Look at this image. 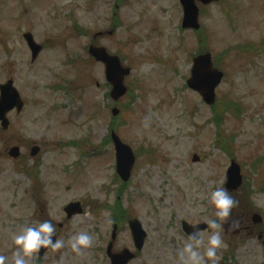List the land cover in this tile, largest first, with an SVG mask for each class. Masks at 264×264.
I'll use <instances>...</instances> for the list:
<instances>
[{"label": "rangeland", "instance_id": "obj_1", "mask_svg": "<svg viewBox=\"0 0 264 264\" xmlns=\"http://www.w3.org/2000/svg\"><path fill=\"white\" fill-rule=\"evenodd\" d=\"M69 1L64 0L65 5ZM232 1V6L202 7L201 29L196 31L182 28L183 11L177 0H127L119 8L122 22L114 33L96 41L132 68L126 79L128 95L115 104L102 65L85 62L95 33L113 25L108 20L112 17L97 18L99 13H111L112 0H78L74 13L80 33L76 36L67 33L72 32L69 20L49 18L55 15L57 0H0V43L8 38L16 86L26 101L22 113L13 116L15 134L2 136L0 151L16 139H27V144L36 140L48 148L43 157L42 151L38 155L47 165L42 175L47 193L40 202L32 198L30 179L24 181L19 170L7 166L13 164L8 159L0 161L5 166L0 176V255L7 257L6 264H14L19 247L14 236L33 218L52 215L58 220L63 203L78 198L86 199V211L67 225L76 229L74 236L92 235V246L77 254L71 249V237L64 235L60 237L64 247L36 263L109 264L97 249L108 245L112 232V212L104 204L112 206L120 193L124 208L147 232L138 258L129 264H180L179 255L188 241L182 222L218 220L211 192L225 188L232 158L242 167L251 204L245 200L246 193L232 194L234 199L240 197L243 205L237 208L244 211L239 217L231 212L226 222L218 221L224 240V247L217 250L219 264H264V0ZM52 5L55 8L48 9ZM69 10L64 8L62 14ZM25 31L47 46L31 64L33 54L22 38ZM202 47L211 50L226 71L217 89L218 98H226L220 99L221 105L234 99L247 108L240 118L223 114L220 126L213 122L212 108L186 84L192 58ZM6 60L0 50V64ZM115 105L120 108L117 118L121 116L117 133L137 155L132 177L123 186L115 179L114 147L99 146L108 143ZM89 137L93 148L99 146L100 156L86 159L80 157L85 148L64 146L71 139ZM195 154L200 157L197 162ZM14 167L19 169L17 164ZM254 212L263 218L258 227L250 222ZM202 234L206 242L210 233ZM130 245L126 227L116 246ZM35 258L36 253L25 257L26 264H34Z\"/></svg>", "mask_w": 264, "mask_h": 264}, {"label": "clouds", "instance_id": "obj_2", "mask_svg": "<svg viewBox=\"0 0 264 264\" xmlns=\"http://www.w3.org/2000/svg\"><path fill=\"white\" fill-rule=\"evenodd\" d=\"M211 203L215 206V215L218 218L206 221L208 229L211 230L205 242L204 235L200 230H194L188 241L184 244L179 255L180 264H219L217 250L224 247L221 229L222 224L218 221H227L231 211L237 206L236 201L226 188H216L211 192ZM237 225H232L236 227ZM56 234L55 225L48 220L36 226H27L19 234L14 236V243L19 246L13 254L14 264H26L25 257H30L42 248H51L53 251L64 247L62 239H53ZM93 236L81 232L71 237V249L80 254L82 248L91 247ZM203 247V254L200 249ZM7 257L0 255V264H6Z\"/></svg>", "mask_w": 264, "mask_h": 264}, {"label": "water", "instance_id": "obj_3", "mask_svg": "<svg viewBox=\"0 0 264 264\" xmlns=\"http://www.w3.org/2000/svg\"><path fill=\"white\" fill-rule=\"evenodd\" d=\"M204 3H210L214 0H202ZM185 10V25L191 26L194 28H199L198 24V14L199 9L195 5V0H182ZM27 37V35H26ZM32 37H27V40L30 41L32 47H36L33 44ZM34 50V57L39 53L40 48L36 47ZM92 53L97 57L98 60H102L107 64V73L108 79L112 81L114 84V94L116 97H119L124 94L125 88L123 86L124 77L129 73V69H123L116 57H109L105 50L102 48L93 49ZM223 73L216 69H213L210 55L200 56L195 59L194 67H193V76L189 80V84L198 89L201 94L205 97L208 103H213L215 100V87L220 83L222 79ZM8 101L1 106L0 119L4 120L5 126H7L6 120V112L9 110V107L16 106L18 110H21L23 107V101L21 99L20 94L14 89L10 90ZM117 113V111H115ZM115 143L118 151V159H119V168L118 171L122 175L124 180H128L130 178V172L132 165L134 163V157L132 155V151L127 149L124 145L121 144L119 138L114 136ZM228 182L226 184L227 189L229 191H233L237 189L242 184V175L241 168L235 162L232 161V164L227 172ZM261 221V217L259 215L254 216V222L258 223ZM135 231H140V224L135 222L132 224ZM185 229L189 233H193L195 230L193 227L187 226L184 223ZM207 225L201 224L198 226V229H205ZM139 235V234H138ZM144 235V234H143ZM143 236H140V240H142ZM126 262V261H125ZM124 262V264H125Z\"/></svg>", "mask_w": 264, "mask_h": 264}, {"label": "flooded vegetation", "instance_id": "obj_4", "mask_svg": "<svg viewBox=\"0 0 264 264\" xmlns=\"http://www.w3.org/2000/svg\"><path fill=\"white\" fill-rule=\"evenodd\" d=\"M10 54V50H8V52H7V55H9ZM5 64H7V66H5ZM13 66V63H12V61L10 60V59H8L7 58V60H6V62H4L3 64H0V69L3 71V73H9V70H10V68ZM10 78V75L9 74H5V76H3V78L2 79H0V81H5V80H7V79H9ZM1 130V129H0ZM23 146H24V149L25 150H27V146H25L23 143H21ZM22 158V157H21ZM24 163H25V166H26V168H27V158H25L24 160H22ZM73 219V218H72ZM72 219H67V221H71ZM125 248H121V247H117V246H114L113 248H112V253L113 254H119V253H121L123 250H124ZM98 251V253L100 254V255H103V257H105L103 260L105 261V262H108L109 264H111V258L107 255V249H105V255H104V249L101 247L100 248V250H97ZM140 253V252H139ZM139 253H137L136 254V259L138 258V256H139ZM97 255V254H96ZM87 264H89L88 262H87Z\"/></svg>", "mask_w": 264, "mask_h": 264}, {"label": "trees", "instance_id": "obj_5", "mask_svg": "<svg viewBox=\"0 0 264 264\" xmlns=\"http://www.w3.org/2000/svg\"><path fill=\"white\" fill-rule=\"evenodd\" d=\"M217 119H219V118H217ZM235 200L238 201V204H237L238 207L240 206L239 204H241V205L243 204L239 196Z\"/></svg>", "mask_w": 264, "mask_h": 264}]
</instances>
